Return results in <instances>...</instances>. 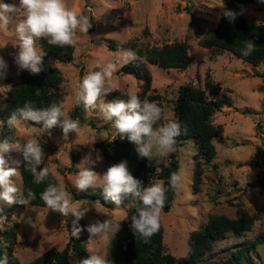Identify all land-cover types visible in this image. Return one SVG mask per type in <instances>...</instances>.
Here are the masks:
<instances>
[{
	"label": "rangeland",
	"instance_id": "rangeland-1",
	"mask_svg": "<svg viewBox=\"0 0 264 264\" xmlns=\"http://www.w3.org/2000/svg\"><path fill=\"white\" fill-rule=\"evenodd\" d=\"M222 1L66 0L71 10L88 17L92 24L88 33H78L79 39L71 63L53 64L65 77L64 111L71 118L79 119L80 131L70 133L64 139L59 127L51 129L49 135L23 121L10 127L11 134L5 135L10 143L38 138L45 153L41 167L52 169L58 186L71 196L69 190L82 193L75 188L80 170L77 165L87 157L85 167L101 176L106 174L103 158L94 150V145L107 142L116 132L113 123L105 118L99 102L96 108L90 110L76 102L74 93L83 77L114 63L117 66L114 74L116 87L112 92L127 96L130 91L138 94L141 82L124 69L129 61L121 58L122 45L133 40L150 47L175 42L186 43L192 58L187 71L164 70L148 65L152 77L150 96L157 97L163 110L157 128L174 118L172 107L176 91L188 81L202 87L208 78L228 95L231 106L223 108L213 118V124L223 130L222 139L213 142L217 153L212 165L216 169L210 166L205 170L204 178L196 191L192 189L195 149L191 141H187L176 154L180 165L178 173L182 180L175 188L176 197L170 211L166 214L162 212L160 222L164 229L163 250L177 259L187 256L190 234L200 229L209 215L224 214L233 218L241 211L251 215H264V189L260 186V181L264 182V79L260 77L264 73V67L252 68L228 52L214 53L197 44L199 39L215 28L224 10ZM256 1V4L249 6L247 14V20L254 25L264 22V3ZM12 2L13 0H0V3ZM15 2L19 4V0ZM22 19L23 14H19L13 17L7 31L0 30V56L8 65L7 71L0 74V142L4 141L3 126L7 124L1 120V114L10 88L9 84L1 80L18 79L21 76L22 69L17 66L14 57L19 53V38L15 28ZM110 40L116 43L113 51L108 47ZM37 47L39 48L38 42ZM89 121L95 128L89 125ZM19 157L20 154L11 152L6 158L11 162ZM13 179L18 186V176ZM97 187L101 186L98 184ZM75 201L89 202L87 206L91 208L81 219L88 236V257L93 254L102 255L109 264L116 240L126 222V209L117 206L107 209L99 201L75 200L73 197L74 204ZM4 207L9 210V220L17 223L16 245L12 254L21 264H30L51 249L61 251L69 241L68 224L72 227L75 220L71 214L63 216L48 208L31 206L18 212L12 205L0 201V208ZM29 218L32 226L26 222ZM110 218L121 224V230L111 244H106L98 237H91L87 232L90 222ZM7 225V221L0 224V239ZM258 233V230H254L240 237L226 238L217 256L250 243ZM0 243L5 247L2 251L3 258L8 253L7 244ZM251 258L254 264H264V246H257Z\"/></svg>",
	"mask_w": 264,
	"mask_h": 264
},
{
	"label": "trees",
	"instance_id": "trees-1",
	"mask_svg": "<svg viewBox=\"0 0 264 264\" xmlns=\"http://www.w3.org/2000/svg\"><path fill=\"white\" fill-rule=\"evenodd\" d=\"M88 1V0H86ZM223 9L240 12L244 9L242 15H239L234 22H229L223 15L220 16L215 28L198 40V46L207 51L214 53L228 52L243 63L257 68L264 67V22L261 24H251L247 20L248 8L250 5L257 3L256 0H223ZM254 40L256 47L249 56L242 55L245 40ZM38 46L46 53L44 58L45 70L39 74H32L28 70H22L18 79H2L1 82L9 84L10 88L4 101L5 109L1 114V120L7 122L10 115L18 107H22L25 102H31L36 108H46L53 102H63L65 97V77L60 69L53 66L56 64H69L73 60L75 46H52L45 39L38 40ZM108 47L111 51L116 49L114 41H108ZM123 50L131 49L136 52L138 57H146L141 60H131L124 69L129 74L134 75L141 82V91L138 93L141 101H157V97H151L152 77L148 65L164 70L187 71L192 62L189 46L184 42H175L170 45L161 47H150L138 43L136 40L126 42L122 45ZM264 79V73L260 75ZM39 90V94L37 91ZM127 100L128 96L119 92H111L104 97L105 102L113 98ZM231 101L228 95L220 90L218 86L212 83L208 78L205 79L202 87L194 85L191 81L180 85L176 91L173 102L172 120H178L181 124V135L176 138L175 151L168 154L167 157L154 155L151 161L146 158L138 157L135 147L128 139L121 138L116 130L107 142H100L94 145V150L101 154L104 168L107 170L127 161L129 171L132 175L143 182L144 187H149L153 183L163 181L166 192L165 205L163 213H168L172 202L176 197L175 188H172L169 181L173 172H179V161L177 152L191 141L195 152L193 156V174L192 189L196 191L201 184L205 170L212 165L216 157L215 140H221L222 127L213 124V118L223 108H229ZM171 120V121H172ZM28 122V121H27ZM113 123L112 120H109ZM157 121L155 127L159 125ZM30 126L39 129L40 125H34L28 122ZM89 125L95 128V125L89 121ZM107 128V127H106ZM104 128V129H106ZM3 139L5 135L11 134L8 124L3 126ZM19 159L22 160L20 155ZM214 169L216 167L214 166ZM18 187L25 195L28 190L36 194L28 206L48 208L40 199V194L46 189L48 184L57 185L52 174L43 182L37 184L34 182L32 174L21 167ZM260 186L264 189V182L260 181ZM75 200L99 201L107 209H113L114 205L110 200H106L101 187H96L90 191L75 193L69 190ZM18 212L27 206L14 204L12 205ZM142 202L127 199L119 206L126 209V222L122 228L121 234L116 240V247L109 264H254L251 258L252 252L257 246H264V215H251L246 211L236 217H229L224 214H211L208 216L205 224L198 230L193 231L187 241V256L183 259H177L163 250L164 229L162 223L157 233H155L147 243L139 236H134L131 231V217L138 215L137 209L142 207ZM3 209L0 213L7 217L8 225L2 231L0 242L7 244L8 253L7 264H21L12 254V249L16 245L15 229L17 223L9 220L8 208ZM258 224V227H257ZM78 226L83 230L79 238L71 235L72 227L69 228V241L61 250L51 249L44 252L30 264H72L78 263L79 260L88 258L87 244L88 236L84 232L82 220ZM258 230L254 239L231 252L217 256L223 241L228 237H240L246 233H252ZM5 247L0 243V259Z\"/></svg>",
	"mask_w": 264,
	"mask_h": 264
},
{
	"label": "clouds",
	"instance_id": "clouds-1",
	"mask_svg": "<svg viewBox=\"0 0 264 264\" xmlns=\"http://www.w3.org/2000/svg\"><path fill=\"white\" fill-rule=\"evenodd\" d=\"M264 3V0H260ZM244 9L238 13L234 10L224 9L223 17L229 22H234ZM23 14V19L16 25L15 31L19 38V53L14 57L15 63L22 70H28L32 74H39L45 70L44 58L46 53L37 47V41L45 39L52 46H76L78 33H88L92 24L88 17L78 15L71 10L66 0H15L12 3H0V30L7 31L13 17ZM242 49L243 56H249L255 49L254 40L248 39L244 42ZM124 60H141L146 57H138L136 52L127 49L121 53ZM8 65L5 59L0 56V74L7 71ZM117 66L114 63L107 64L100 71H92L85 75L82 82L75 91L76 102L82 103L86 109H94L99 102L105 118L113 121V127L119 132L121 138H127L135 147L138 157L151 161L154 155L167 156L175 151L176 138L181 135V124L178 120L169 121L161 127H155L161 119L162 108L155 101H148L139 98L137 92L130 91L128 99L113 98L105 102L104 97L108 96L116 87L114 74ZM39 94V90L37 91ZM23 121L40 125L39 131L47 132L56 127L62 129L63 138L67 139L70 133L80 131L79 119L71 118L64 111L63 102H53L46 108H36L31 102H25L13 112L7 124L13 128ZM15 152L22 156L21 159H12L9 162L7 154ZM45 153L38 138H30L21 142H0V201L11 206L14 204L28 206L36 194L28 190L27 194L17 186L14 177L20 175L21 167L29 171L34 182L40 184L53 170L48 167H41ZM99 159V156H98ZM88 162L86 157L77 168L75 188L81 192L94 189L99 184L103 189L106 200H110L117 207L125 200H139L142 207L137 209L138 215L131 217V231L134 236H139L145 243L158 232L162 210L165 205L166 192L163 181L153 183L144 187L143 182L136 179L129 171L127 161H122L110 167L107 173L101 176L97 172L84 166ZM39 169V170H38ZM182 180L178 172L170 175V185L176 188ZM40 199L48 209L58 212L63 216L71 214L75 217L71 235L79 238L83 230L78 222L91 210L87 206L89 202L75 201L73 197L61 187L48 184L40 194ZM3 209H0V213ZM7 217L0 214V224L5 223ZM32 226L31 218L26 221ZM87 232L91 237H98L106 244H111L116 234L121 230V224L114 219L95 220L87 226ZM0 264H7V256L0 259ZM78 264H108L102 255H90L81 259Z\"/></svg>",
	"mask_w": 264,
	"mask_h": 264
}]
</instances>
